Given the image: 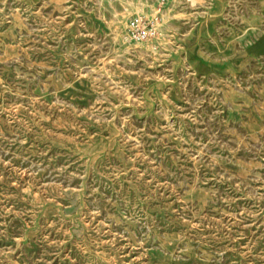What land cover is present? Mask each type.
<instances>
[{"label":"rangeland","instance_id":"rangeland-1","mask_svg":"<svg viewBox=\"0 0 264 264\" xmlns=\"http://www.w3.org/2000/svg\"><path fill=\"white\" fill-rule=\"evenodd\" d=\"M0 264H264V0H0Z\"/></svg>","mask_w":264,"mask_h":264},{"label":"built area","instance_id":"built-area-1","mask_svg":"<svg viewBox=\"0 0 264 264\" xmlns=\"http://www.w3.org/2000/svg\"><path fill=\"white\" fill-rule=\"evenodd\" d=\"M131 26H134L135 28H131V35L130 37L135 40L143 39L146 35V31L143 28H137L138 23L136 21L131 22Z\"/></svg>","mask_w":264,"mask_h":264}]
</instances>
